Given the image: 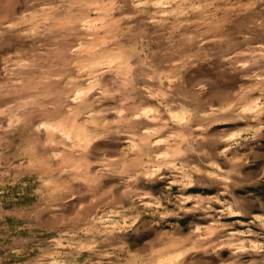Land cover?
Here are the masks:
<instances>
[{
	"label": "rangeland",
	"instance_id": "1",
	"mask_svg": "<svg viewBox=\"0 0 264 264\" xmlns=\"http://www.w3.org/2000/svg\"><path fill=\"white\" fill-rule=\"evenodd\" d=\"M0 264H264V0H0Z\"/></svg>",
	"mask_w": 264,
	"mask_h": 264
}]
</instances>
